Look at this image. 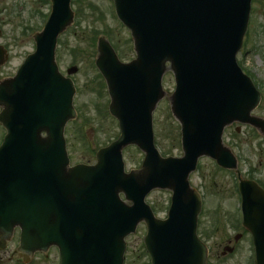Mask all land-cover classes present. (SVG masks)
I'll return each instance as SVG.
<instances>
[{
  "label": "water",
  "instance_id": "obj_1",
  "mask_svg": "<svg viewBox=\"0 0 264 264\" xmlns=\"http://www.w3.org/2000/svg\"><path fill=\"white\" fill-rule=\"evenodd\" d=\"M250 1L114 0L118 17L131 30L137 58L119 62L100 39L95 64L106 79L109 110L121 135L97 152L95 165L69 167L63 129L75 117L74 88L59 74L54 51L72 12L69 0H52L45 28L34 35L35 52L14 78L0 84V123L7 132L0 147V178L12 173L11 186L19 177L22 184L26 175L33 179V197L30 191L28 199L19 197L24 207H7L6 198L0 203L1 227L9 232L12 222L20 225L22 250L56 245L61 264H122L124 238L144 221L152 264L206 263L207 250L195 233L200 196L188 175L203 155L235 168L221 141L225 126L250 124L264 134V119L250 115L259 93L235 60ZM167 68L176 84L170 104L182 126V158H161L153 147L151 113L164 95L161 78ZM128 144L146 156L141 170L125 173L121 150ZM241 185L251 217L250 210L263 208L264 195L251 181ZM155 188L173 192L165 220L154 218L144 203ZM6 190L1 182L0 193ZM120 193L132 204L121 201ZM5 218L12 221L6 224Z\"/></svg>",
  "mask_w": 264,
  "mask_h": 264
},
{
  "label": "rangeland",
  "instance_id": "obj_2",
  "mask_svg": "<svg viewBox=\"0 0 264 264\" xmlns=\"http://www.w3.org/2000/svg\"><path fill=\"white\" fill-rule=\"evenodd\" d=\"M71 5L76 11L74 22L59 35L55 57L63 74L69 67L77 68L71 75L76 86L74 106L77 118L65 127L73 164L94 161L87 138L88 130L97 147L109 144L118 134L117 122L105 108L109 101L107 91L101 88L103 80L94 65L97 56L94 40L106 36L122 61L130 60L134 53L128 30L112 11V0H72ZM45 9L38 0H0V43L6 44L9 52L0 70V80L13 74L24 54L33 50L32 35L41 29ZM247 34L245 44L237 54V61L241 67L249 70L259 87L262 100L254 114L264 117V0H253ZM162 86L164 98L152 113L155 144L161 154L181 156L180 126L172 116L169 104V95L174 90L170 70L165 72ZM236 126L233 124L225 128L223 141L237 157L242 175L264 183V136L247 125ZM122 154L126 171L139 167L143 154L138 148L127 146ZM189 181L202 194L198 230L209 248L208 260L211 259L210 264H219L220 236L229 227L222 221V216L229 215L232 207L235 212L238 200L233 174L218 170L211 159L203 157L198 161L196 171L190 174ZM169 200V190H154L146 197L147 203L155 207V215L159 218L165 216ZM144 234L145 227L141 224L134 234L126 238L128 255L124 264L150 263L142 246Z\"/></svg>",
  "mask_w": 264,
  "mask_h": 264
},
{
  "label": "flooded vegetation",
  "instance_id": "obj_3",
  "mask_svg": "<svg viewBox=\"0 0 264 264\" xmlns=\"http://www.w3.org/2000/svg\"><path fill=\"white\" fill-rule=\"evenodd\" d=\"M38 2L46 8L47 13L50 8L49 1L38 0ZM2 46L4 51L1 52L7 60L8 48L6 44ZM259 185L264 190V183ZM233 208H231L232 212L230 210L229 215L222 216V221L229 227L228 229H224L220 236L218 245L219 264H256L257 250L264 253V227H255V231L263 233L262 236L254 231H250L242 225V216L241 214L239 215V212L237 213L236 207L235 212H233ZM18 245L19 228L15 227L7 237L0 232V264H59L58 250L54 247L28 253L21 252L18 249ZM210 261L211 259H209L208 264H210Z\"/></svg>",
  "mask_w": 264,
  "mask_h": 264
}]
</instances>
